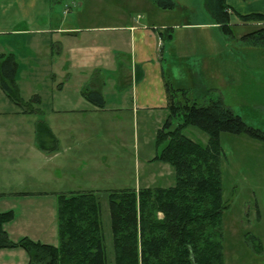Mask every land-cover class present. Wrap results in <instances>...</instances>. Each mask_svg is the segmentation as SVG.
Listing matches in <instances>:
<instances>
[{
	"label": "crops",
	"instance_id": "obj_1",
	"mask_svg": "<svg viewBox=\"0 0 264 264\" xmlns=\"http://www.w3.org/2000/svg\"><path fill=\"white\" fill-rule=\"evenodd\" d=\"M95 1L90 13L86 4L81 13L72 14L68 7L63 10L51 0H0V54L16 55L19 61L16 79L21 95L26 100L39 95L35 107L41 111L40 114L22 112L0 88V202L20 197L25 205L24 212L4 226L14 240L28 236L58 244L57 209L54 207L52 213L49 210L51 215L46 221L40 217L39 207L32 206L38 200H33L58 197L62 192L99 190L80 185L63 190L61 186L72 184L75 187L78 181L92 182L90 174L100 172L88 166L106 164L105 153H92L93 148L87 142L90 131L102 124H111L118 133L123 130L122 121L127 117H132L137 125L140 115L160 114L157 136L169 114L166 82L174 87L175 84L172 70L167 71L164 66L166 40L163 42L160 31L169 29V40L173 42L174 27L167 22L157 25L149 19L150 14L164 16L176 7L165 10L151 0H130L143 13L133 17L123 10L118 14L113 12L117 25H112L103 24L108 16L100 13L108 9L107 0ZM183 3L185 15L194 18V22L184 26L208 24L221 29L208 11L206 0L211 18L207 22L202 21L203 13L193 0ZM227 3L235 12L232 23L235 17L239 26L244 25L239 15L264 13V0H227ZM125 54L129 55L128 91L122 90V79L127 74L123 71ZM94 74H97L95 79ZM103 77L105 80L101 82ZM87 88L102 92L104 107L85 98L83 91ZM24 89L28 91L27 96L23 94ZM39 118L48 122L59 139L56 152L47 153L37 146L35 124ZM138 157L139 154V160ZM146 157L147 161H155L154 157ZM89 159L92 163L87 165ZM28 183L32 188H26ZM1 204L0 212L14 210L15 206L10 203ZM31 223L42 233H27ZM28 262L29 255L22 248L0 250V264Z\"/></svg>",
	"mask_w": 264,
	"mask_h": 264
},
{
	"label": "trees",
	"instance_id": "obj_2",
	"mask_svg": "<svg viewBox=\"0 0 264 264\" xmlns=\"http://www.w3.org/2000/svg\"><path fill=\"white\" fill-rule=\"evenodd\" d=\"M159 8L171 10L174 0H151ZM206 6L221 30L234 34L235 14L227 0H206ZM244 25L256 24L242 38L252 45H264V13L239 15ZM169 29L160 31L163 42ZM19 61L14 53L0 54V88L22 112L40 114L35 107L39 95L26 100L16 79ZM169 114L156 136L160 152L153 158L173 166L176 182L169 187H126L107 190L110 235L102 219L103 206L95 190L62 192L58 195V244L44 243L28 236L11 238L5 224L16 218L14 210L0 212V250L22 248L27 264H109L111 239L114 264H225L223 213L228 207L223 197L221 143L224 132L246 134L264 141V131L248 124L226 104L223 97L204 103L192 101L185 87L166 82ZM85 98L104 107L98 89L87 88ZM174 120L178 125L171 129ZM195 125L208 133L203 145L183 133ZM37 146L44 152L59 149V139L44 118L35 124ZM252 247L262 252L257 236H248Z\"/></svg>",
	"mask_w": 264,
	"mask_h": 264
},
{
	"label": "rangeland",
	"instance_id": "obj_3",
	"mask_svg": "<svg viewBox=\"0 0 264 264\" xmlns=\"http://www.w3.org/2000/svg\"><path fill=\"white\" fill-rule=\"evenodd\" d=\"M51 1L54 6L60 5L62 9L68 7L72 14L81 13L86 4V10L90 13L96 3L95 0ZM174 1L177 6L169 12L170 14H150L149 20L157 25L167 22L166 24L174 27L173 42L166 40L164 66L167 71L172 70L175 87H185L188 97L199 103H204L211 97L221 96L248 124L264 131V45H252L242 38L245 33L255 28L256 24L238 25L234 27L233 35L208 24L199 27L184 26L194 22V18L185 15L184 0ZM193 1L203 13L202 21H211L205 0ZM106 5L108 9L100 10L103 16H108L107 22L103 24L117 25V19H114L112 14H118L120 10L133 17L143 13L136 9L137 6L131 4L130 0H107ZM237 20L234 17L233 23H240ZM122 57L126 61L123 71L124 74L127 73L122 79V90L128 91L129 55ZM95 77L97 74H94V79ZM104 80L105 77L101 82ZM27 92V89H24L23 94L27 96ZM160 118V114L146 117L140 115L138 124L135 125L133 118L127 117L122 121L123 130L118 133L111 124H102L101 127L93 129L89 132L87 142L93 148L92 153L106 154V164L89 165L92 163L89 159L86 161L88 168H95L100 172L98 175L97 171L90 174L92 182L78 181L75 187L72 184H61L62 189L65 188L63 190L78 188L79 185L81 188L93 186L99 189L97 192L103 206L102 219L108 236L110 209L107 190L146 185L169 187L176 182L172 165L146 159V156L153 158L160 152L161 148L156 144V126H159ZM177 125L178 120H174L171 129ZM183 133L203 145H206L209 139L208 133L195 125L188 126ZM221 143L226 155L222 160L223 197L228 206L222 218L225 264H264V249L262 252L255 251L248 240V236L254 235L261 238L264 244V141L253 139L246 134L224 132L221 135ZM32 186L28 183L26 188ZM23 201L20 197L5 198L0 203L14 205L17 217V214L24 212ZM33 201L37 202L30 205L39 207L40 217L46 221L49 220L52 209L58 208L57 197L35 198ZM2 204L1 206H5ZM30 211L32 212V208ZM24 214L26 216V213ZM31 225L32 223L26 229L27 233H42V230ZM108 252L109 264H114L111 239L108 240Z\"/></svg>",
	"mask_w": 264,
	"mask_h": 264
}]
</instances>
